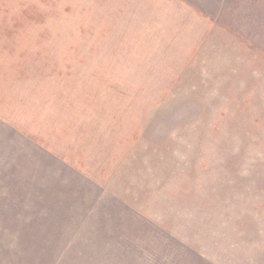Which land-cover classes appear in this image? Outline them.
Here are the masks:
<instances>
[{"label":"rangeland","instance_id":"374dc122","mask_svg":"<svg viewBox=\"0 0 264 264\" xmlns=\"http://www.w3.org/2000/svg\"><path fill=\"white\" fill-rule=\"evenodd\" d=\"M0 7V264H264V0Z\"/></svg>","mask_w":264,"mask_h":264},{"label":"crops","instance_id":"0c3cea01","mask_svg":"<svg viewBox=\"0 0 264 264\" xmlns=\"http://www.w3.org/2000/svg\"><path fill=\"white\" fill-rule=\"evenodd\" d=\"M3 1L4 0H0V5H1V2H2V4H3ZM5 7V6H4ZM0 8H3V7H0ZM5 9V8H4ZM1 18V17H0ZM4 25L5 24H3V20L1 19L0 20V29L2 28V27H4ZM3 29V28H2ZM4 34H5V32H3L2 33V30L0 31V43L2 44V41H4ZM0 44V45H1ZM8 53H10V52H7V51H2V50H0V95H2L3 94V92H2V94H1V90H3L4 88H5V86L2 88L1 87V85H4L5 83H6V68L5 67H7V66H11V63L10 62H12L13 64H14V70H16V67L15 66H17V61L16 60H14L13 58L12 59H9V60H6V54H8ZM12 53V52H11ZM4 59H5V61H4ZM7 65V66H6ZM9 68H12V66L11 67H9ZM12 72H14L15 73V71H12ZM9 73H11V72H9ZM8 77H9V79H13V77L12 76H10V75H8ZM4 91V90H3ZM1 98V97H0ZM159 185V184H158Z\"/></svg>","mask_w":264,"mask_h":264}]
</instances>
